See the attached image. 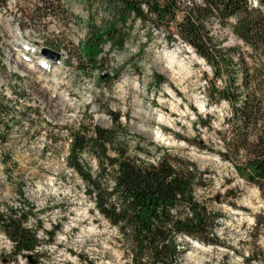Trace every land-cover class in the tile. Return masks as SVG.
Returning <instances> with one entry per match:
<instances>
[{
    "label": "rangeland",
    "instance_id": "374dc122",
    "mask_svg": "<svg viewBox=\"0 0 264 264\" xmlns=\"http://www.w3.org/2000/svg\"><path fill=\"white\" fill-rule=\"evenodd\" d=\"M60 1L66 12L57 11L55 20L34 13L38 0H8L0 10V208L19 205L22 190L43 226L38 256L18 262H11L12 244L0 231V264H132L131 235L99 213L68 166L71 135L93 124L113 129L114 147L138 163L166 158L195 166L194 196L219 216L214 233L221 244L181 236L177 264H264L260 191L231 163L192 144L222 150L217 132L230 107L211 102L210 67L189 47L147 35L140 21L125 26L112 1ZM112 26L126 34L125 49L105 45L96 69L79 63L86 41ZM213 31L224 47L247 50L230 28L216 23ZM41 61L51 64L40 68ZM225 80L217 82L220 89ZM106 109L121 114L120 129ZM82 160L98 176L94 157ZM102 180L111 187L109 177Z\"/></svg>",
    "mask_w": 264,
    "mask_h": 264
},
{
    "label": "trees",
    "instance_id": "16d2710c",
    "mask_svg": "<svg viewBox=\"0 0 264 264\" xmlns=\"http://www.w3.org/2000/svg\"><path fill=\"white\" fill-rule=\"evenodd\" d=\"M109 1L120 6L118 19L125 26L132 18L140 21L149 27L147 35L158 32L169 46L189 47L210 67L209 98L230 107L217 132L222 150L215 151L202 142L192 144L245 173L248 183L264 198V0ZM7 3L0 0V10L7 8ZM57 11L66 12L60 0H38L34 13L42 12V16L55 20ZM24 20L33 18L25 16ZM216 23L230 28L247 50L224 47L214 35ZM126 39L117 26L93 34L78 51V62L86 61L96 69L105 45L123 51ZM2 57L0 47V64ZM224 80L225 87L220 89L217 82ZM105 114L115 128H121L120 113L106 109ZM203 126L211 128L210 123L203 122ZM115 140L113 129L95 124L90 132L73 133L68 166L89 188L99 213L131 235L132 264H177L181 236L204 245L221 244L214 233L219 216L195 199L194 165L176 164L166 158L157 164H141L123 147L116 149ZM84 154L94 157L98 176L85 166ZM106 176L111 187L103 183ZM18 196L19 205L0 208V231L12 244L11 262L37 257L42 246L39 233L43 226L35 208L22 190Z\"/></svg>",
    "mask_w": 264,
    "mask_h": 264
},
{
    "label": "bare ground",
    "instance_id": "6f19581e",
    "mask_svg": "<svg viewBox=\"0 0 264 264\" xmlns=\"http://www.w3.org/2000/svg\"><path fill=\"white\" fill-rule=\"evenodd\" d=\"M50 64H51V61H46V62L45 61H41L39 67L43 68L42 66H45V65L48 67V65H50Z\"/></svg>",
    "mask_w": 264,
    "mask_h": 264
}]
</instances>
